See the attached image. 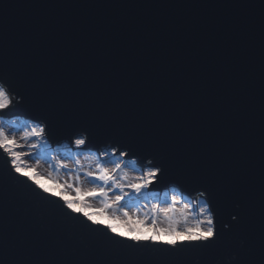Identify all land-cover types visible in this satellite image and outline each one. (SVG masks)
Wrapping results in <instances>:
<instances>
[{
    "label": "water",
    "instance_id": "95a60500",
    "mask_svg": "<svg viewBox=\"0 0 264 264\" xmlns=\"http://www.w3.org/2000/svg\"><path fill=\"white\" fill-rule=\"evenodd\" d=\"M237 2L264 0H0L3 74L20 101L3 115L43 121L49 145L72 144L73 133L87 128L82 151H127L140 167L152 160L162 174L151 188L172 186L220 205L197 173L240 154L229 76L241 59L258 65V28L242 35L234 27L256 10L225 6ZM7 159L0 152L6 199L47 223L63 199L29 195H45L31 181L9 184ZM79 221L87 223L82 215Z\"/></svg>",
    "mask_w": 264,
    "mask_h": 264
},
{
    "label": "snow or ice",
    "instance_id": "6c2138e0",
    "mask_svg": "<svg viewBox=\"0 0 264 264\" xmlns=\"http://www.w3.org/2000/svg\"><path fill=\"white\" fill-rule=\"evenodd\" d=\"M225 6L256 10L254 16L245 13L238 17L234 27L242 35L258 28L259 49L258 65L241 59L239 70H233L229 76L228 87L237 125L235 133L240 138L241 152L224 167L197 173L208 181L209 187L205 191H209V200L216 195L223 203L214 204L211 208L206 203L200 209L204 214L203 221L183 227L170 214L183 213L188 205L175 208L178 203L175 196L167 207L159 210L169 221L167 227L158 226L156 215H153L150 225L144 219H133L123 207V216L106 214L105 210L90 213L86 209L92 205L86 201L63 197V190L72 188L71 184H57V191L41 184L19 162L21 157L15 135L0 127V152L8 158L5 163L9 165L7 182L21 186L31 181L45 194L41 196L33 189L29 195L39 200H46L48 195L63 199V204L45 223L38 220L33 209L26 204H12L6 199L4 180L0 178V264H264V3L257 6L237 2ZM5 51L4 37L0 41V114L10 111L20 102L16 100L19 93L14 80L3 74ZM257 113L258 136L254 118ZM84 131L88 129H78L73 133L78 136L74 140L78 147L86 144L81 135ZM46 132L47 128L41 121L37 126L25 128L21 138L33 137L41 142L39 147L43 148ZM31 147L36 148L37 144L33 143ZM116 152L117 149L113 148L112 155ZM119 156L127 157L128 152L120 151ZM107 163H111V167L105 166ZM148 164L150 166L146 170L128 181L129 192H125V185L117 181L123 161L97 162L96 171H87L85 175L91 181L101 182L98 185L100 195L106 196L111 187H118L120 194L115 196L114 203H119L125 198H139L137 194H142L162 174V168L152 166V160ZM61 167L67 168L68 165L64 163ZM21 176L26 179H19ZM104 185L109 187L106 189ZM95 191H86L84 195L91 197ZM76 192L79 194L81 189L76 188ZM24 196L21 193V199ZM111 207L105 203V209ZM81 215L87 223H74ZM221 216H230L231 220L222 221ZM224 223L228 225L226 229L218 227Z\"/></svg>",
    "mask_w": 264,
    "mask_h": 264
},
{
    "label": "rangeland",
    "instance_id": "374dc122",
    "mask_svg": "<svg viewBox=\"0 0 264 264\" xmlns=\"http://www.w3.org/2000/svg\"><path fill=\"white\" fill-rule=\"evenodd\" d=\"M20 120L23 121L24 126L17 128L19 124L18 121ZM37 125L38 124L31 123L30 121L24 118H7L3 114H0V127H3L6 131H9L10 134L15 135L16 140L18 142L17 151L21 157L19 162L22 163L32 173L34 172L33 175L36 176V178L41 184H43L45 187L52 189L53 191L58 190L57 184H71L72 188H65L63 190V197L68 199H75L74 197H76V199H85L87 203L92 205V207L86 209V211L90 213H99L101 212V210H105L106 214L114 213L116 215L123 216V212L121 211V207H123V210L127 211L129 215L133 217V219H144L146 223L150 225L153 215H156L158 220V226L167 227L169 221L159 210L164 207H167V205L172 202V197L175 196L176 200L178 201V203L174 205L175 208L181 209L184 208L185 204L188 205V207L184 209L183 213L177 211L174 214H170L173 216V219L175 221L179 222L181 227H183L185 224L189 226H194L197 221H203L204 214L201 213L200 209L205 206L206 201L202 195H196L194 198H190L181 195L172 186H168L167 188L163 189H155L149 186L147 190L149 192L154 191L157 196L163 197L164 194L169 195L166 197L165 202H158L157 198L155 201L151 199L147 200L145 198L142 199L144 194H137L139 198H135L134 196L133 199L125 198V200H122L119 203H114V198L116 195L120 194V189L118 187L113 186L111 187V190L108 191L106 196L99 194L98 185H100L101 182L91 181L90 178L85 175L87 171H96L97 162L90 159V157H87L86 154L82 153L77 155L74 162L79 161V164L61 159V161L55 162L54 165H48L44 162L39 161L38 159L33 160L31 158H26L27 153L32 152L31 149L27 148V146H31L33 143L38 145V141H36L33 137H26L23 139L21 137H23V132L25 128ZM45 141V144L49 145V143H47L46 138ZM54 148L81 150L80 146L78 147L74 144V141L72 144L62 142L59 145H55ZM112 149L113 148H105L97 156L100 159H103V161H123L122 169L118 170L117 181L120 184L125 185V192H129L130 190L126 186L128 181L134 179L135 176L140 175L141 172L146 170L147 167H149L150 165L140 167L136 163V160L134 158L127 159L125 157H120L119 152H116L115 155H112ZM105 153H108V155H105ZM88 159H90V161ZM64 163L68 165L67 168L61 167V164ZM105 166L111 167V163H107ZM76 177H79V180H77ZM104 187L107 189L109 185H104ZM76 188L81 189V192L79 194L76 192ZM92 189L96 190L93 196L88 197L84 195V192ZM128 202H136L138 203V207L130 206ZM105 203L112 205V207L109 209H105ZM153 206H155V209ZM109 222L119 223V221Z\"/></svg>",
    "mask_w": 264,
    "mask_h": 264
},
{
    "label": "trees",
    "instance_id": "16d2710c",
    "mask_svg": "<svg viewBox=\"0 0 264 264\" xmlns=\"http://www.w3.org/2000/svg\"><path fill=\"white\" fill-rule=\"evenodd\" d=\"M18 122H19V124H18L17 128L24 126V123L22 120H20ZM40 143L41 142L38 141V145H37L38 148L37 147L33 148L31 146H27V148L32 150V152L27 153L26 158H31L33 160L38 159L39 161L44 162L48 165L49 164L54 165L55 162L61 161V159H64L65 161H71L73 163H76L74 161H75L77 155L84 153L87 155V157H90V159H92L93 161L100 162V163L106 162V161H103V159H100L96 154H93V153L89 154V153H87L85 151L83 152L79 149L54 148L55 145H47V144H45V147L41 148V147H39ZM90 159H88V160L90 161ZM142 194H144L142 199L145 198L147 200L151 199V200L155 201L157 198L158 202H165L166 197L169 196L167 194H164L163 197L157 196L154 191L149 192L147 189L143 190ZM170 196H172V195H170ZM74 198L76 199V197H74ZM84 201H85V199H84ZM128 203L130 204V206L138 207V203H136V202H128Z\"/></svg>",
    "mask_w": 264,
    "mask_h": 264
}]
</instances>
